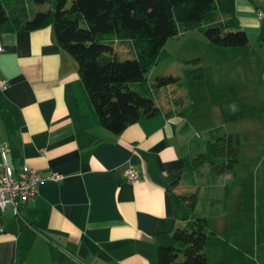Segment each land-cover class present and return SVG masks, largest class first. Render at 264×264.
I'll use <instances>...</instances> for the list:
<instances>
[{
	"label": "crops",
	"instance_id": "1",
	"mask_svg": "<svg viewBox=\"0 0 264 264\" xmlns=\"http://www.w3.org/2000/svg\"><path fill=\"white\" fill-rule=\"evenodd\" d=\"M234 5L247 43L218 46L197 36L211 53L190 58L202 78L180 90L186 115L167 116L162 103L119 134L85 126L73 90L77 61L58 45L51 25L0 31V79L7 82L0 89V144L10 147L16 174L28 164L41 175L62 176L39 183L17 213L7 206L0 214V264H158L156 249L171 242L175 227L208 217L197 210L206 174H186V158L197 154L193 137L214 128L237 134L239 164L256 168V157L264 156V0ZM130 165L140 182L123 178ZM190 186L199 187L198 197L194 216L184 220L169 189L188 193ZM215 234L207 228V242ZM205 253L208 264L218 263Z\"/></svg>",
	"mask_w": 264,
	"mask_h": 264
},
{
	"label": "trees",
	"instance_id": "2",
	"mask_svg": "<svg viewBox=\"0 0 264 264\" xmlns=\"http://www.w3.org/2000/svg\"><path fill=\"white\" fill-rule=\"evenodd\" d=\"M44 4L46 9H35ZM234 0H0V31L34 30L51 25L58 45L77 61L79 79L73 83L76 104L85 126L100 124L115 134L162 109L157 93L168 86L175 108L165 114L186 115L180 93L184 81L202 78L198 60L181 76L175 71L147 80L169 38L187 30L200 31L218 46H244L247 36L234 19ZM119 48H124L125 54ZM240 140L214 128L204 151L186 158V174L200 177L208 166L220 175L239 163ZM177 180L173 182L176 184ZM199 187L173 192L177 217L194 216ZM187 226L175 227L171 242L156 249L158 264H208L205 246L208 220L194 216Z\"/></svg>",
	"mask_w": 264,
	"mask_h": 264
},
{
	"label": "rangeland",
	"instance_id": "3",
	"mask_svg": "<svg viewBox=\"0 0 264 264\" xmlns=\"http://www.w3.org/2000/svg\"><path fill=\"white\" fill-rule=\"evenodd\" d=\"M34 8L44 10L47 6L35 4ZM191 33L167 40L164 45L167 55L162 56L148 71L146 76L149 82L173 71L182 76L185 66L189 64L187 60H192L190 58L194 56L202 54L205 59L210 58L211 50L204 47L197 38V36L202 39L206 37L197 30ZM119 49L125 54L124 48ZM188 82L184 81L185 85ZM174 97L171 88L157 93L158 103L160 105L163 103L165 107L169 104L174 105L172 102ZM196 109L195 106V111ZM206 138L208 135L205 133L193 137L191 145L195 154L205 150ZM255 160L256 168L250 167L248 161L243 162L242 166L239 162L235 168L236 174L230 178L227 173L220 175L209 173L206 165L200 168V171L206 174V181L201 185L197 210L208 216V229L216 231L215 235H209L205 247L210 262L264 264V156H257ZM233 177H236L237 181ZM191 189L190 186L184 190L188 192ZM187 225L186 223L185 226ZM222 255L224 259L219 261Z\"/></svg>",
	"mask_w": 264,
	"mask_h": 264
},
{
	"label": "built area",
	"instance_id": "4",
	"mask_svg": "<svg viewBox=\"0 0 264 264\" xmlns=\"http://www.w3.org/2000/svg\"><path fill=\"white\" fill-rule=\"evenodd\" d=\"M7 82L0 79V89H5ZM10 147L0 144V214L7 206L18 212L19 203L33 198L39 183L45 180L57 181L61 175L51 173L41 175L35 168L24 164L16 174L9 161ZM123 178L131 183L141 181V174L133 166H127L122 172Z\"/></svg>",
	"mask_w": 264,
	"mask_h": 264
}]
</instances>
